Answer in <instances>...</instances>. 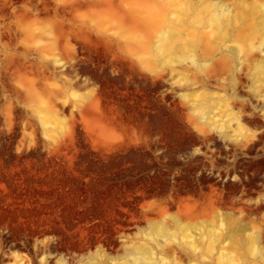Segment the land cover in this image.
I'll list each match as a JSON object with an SVG mask.
<instances>
[{"label":"rangeland","instance_id":"1","mask_svg":"<svg viewBox=\"0 0 264 264\" xmlns=\"http://www.w3.org/2000/svg\"><path fill=\"white\" fill-rule=\"evenodd\" d=\"M263 4L119 0L93 34L31 0L24 19L39 31L0 29V97L34 137L16 156L17 132L0 133V264H264ZM143 6L173 22L155 25ZM0 16L14 19L7 0ZM16 70L47 97L43 121L12 88ZM82 114L136 134L102 159ZM70 137L78 152L62 149Z\"/></svg>","mask_w":264,"mask_h":264},{"label":"clouds","instance_id":"2","mask_svg":"<svg viewBox=\"0 0 264 264\" xmlns=\"http://www.w3.org/2000/svg\"><path fill=\"white\" fill-rule=\"evenodd\" d=\"M10 6V13L14 17L8 21V27L5 28L3 23H0V29L5 32L15 25L17 31L28 33V38L34 31H39L37 27L38 18L34 14L31 20H26L24 17L28 12L32 11L29 7L31 0H21L18 5L13 6L11 0H7ZM39 2V0H38ZM52 5L59 9L63 8L70 13L69 23H74L80 27L89 30L93 34L105 31L110 27V10L114 4H118L119 0H51ZM87 5L81 7L80 5ZM21 9V12H18ZM4 17L0 16V21ZM3 33H0L2 35ZM0 47H7L6 43L0 44ZM10 84L14 91L25 93L29 97L28 107L33 110L39 120L45 118L44 110L49 107L48 99L45 95L39 93L35 89V85L31 77L23 71H14L13 78ZM14 97L10 98L7 93L0 97V133L7 137L16 134V141L13 147V152L16 156H22L30 152L34 147V137L32 131L27 128L26 121L20 122L17 131V120L15 116V106L13 104ZM81 125L80 131L83 134V139L88 145L91 152L99 154L102 159L118 152L120 147L126 141H130L132 136H135V129L132 125H113L103 121H95L88 115H81L79 119ZM26 141L28 143L26 144ZM73 146L75 149L74 137L68 139V143L62 145V149L66 146ZM54 153L48 152L47 157H53Z\"/></svg>","mask_w":264,"mask_h":264},{"label":"bare ground","instance_id":"3","mask_svg":"<svg viewBox=\"0 0 264 264\" xmlns=\"http://www.w3.org/2000/svg\"><path fill=\"white\" fill-rule=\"evenodd\" d=\"M190 1L191 0H186L184 3H180L177 0H165V3L169 8L181 10L183 8V6L190 3ZM262 6L264 7V4ZM141 8L142 9H139V11H140L142 17L146 20H149L150 22L154 23L155 25H157L159 27L164 25L165 23H167L166 21H168L169 23L173 22V20H168L165 17V15L161 12V9H157V8H153V7H149V6H143ZM170 11L173 12L171 9H170ZM217 17H218V14L214 10L212 12V18L216 19ZM192 108L197 109L196 105H192ZM226 219L229 222L228 235H230V237L234 238V236H232V235H235V232H237L238 230H242L241 229L242 227L239 225L237 218H231V217L227 216ZM240 238L244 239L250 245L255 246V237L253 234L248 233V234H245L244 236H241ZM19 264H21V262H19Z\"/></svg>","mask_w":264,"mask_h":264}]
</instances>
